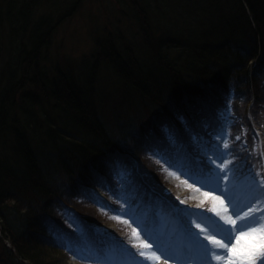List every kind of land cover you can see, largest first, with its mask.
I'll use <instances>...</instances> for the list:
<instances>
[{
    "label": "trees",
    "instance_id": "obj_1",
    "mask_svg": "<svg viewBox=\"0 0 264 264\" xmlns=\"http://www.w3.org/2000/svg\"><path fill=\"white\" fill-rule=\"evenodd\" d=\"M86 1L0 0V264H66L73 250L65 222L84 233L94 259H126L122 243L88 220L90 205L114 206L92 186L117 197L107 175L122 166L137 182L127 204L142 222L155 206V219L147 218L158 227L171 200L141 160L165 147V161L188 165L195 158L186 148L212 147L229 133L238 175L264 179V0H199L202 11L197 0L182 3L156 30L145 29L147 15L138 11L145 47L108 35L78 74L51 51ZM103 65L123 83L126 100L106 111ZM195 164L197 177L212 172Z\"/></svg>",
    "mask_w": 264,
    "mask_h": 264
},
{
    "label": "rangeland",
    "instance_id": "obj_2",
    "mask_svg": "<svg viewBox=\"0 0 264 264\" xmlns=\"http://www.w3.org/2000/svg\"><path fill=\"white\" fill-rule=\"evenodd\" d=\"M192 1L87 0L82 9L56 33L51 51L53 61L70 60L78 74L87 73L86 69L93 61L96 42L106 39L108 35L113 34L118 41L123 39L135 49L145 47L146 36L138 11L147 15L145 29L147 25H151L150 29L154 30L155 27H162L163 21L174 19L175 7L183 10L182 6L191 4ZM197 4V8L195 4L192 6L202 11L203 3L197 0ZM161 14L163 19L160 17ZM123 88V83L112 69L108 65H103L98 78L100 108L106 111L123 106L126 103L125 97L122 98ZM225 122L229 128L231 121L226 118ZM229 139V133L215 136L212 139V147L195 141L192 148H186L191 150L190 155L193 154L195 158L188 165H180L178 161H165L164 154L169 147H165V153L161 150L154 152L153 158L143 156L141 162L148 175L171 200L170 206L162 209V220L157 228L153 220L156 217L155 206L148 205L145 210L147 220L142 222L136 211L131 210L127 204V194L137 182L132 176H127L122 166L119 167V173L107 175L110 184L117 189V197L110 192V195L105 194L101 189L92 186L96 196L114 206L103 209L90 205L92 211L87 209L93 217L90 216L88 220L96 225L97 231L115 242L122 243L126 259L121 261L114 255H110L107 262L94 259V255L97 254L86 244L84 233L82 238L75 224L65 222V228L70 231L68 245L73 250L65 260L66 264H229L230 259L247 264V257L251 253L264 248V240L259 234L249 235L253 229L246 228V222L237 219L236 228L233 229V225L225 223L222 217L236 219L234 215L236 211L244 216L251 207L257 209L256 215L259 216L260 223L264 224V211H259L264 209V179L258 180L250 175L243 178L238 175L229 152ZM196 162L208 163L212 172L197 177L192 172ZM212 197L219 199L214 200ZM221 200L224 202L223 205H220ZM213 208L217 211H213ZM148 215L153 219L151 216L148 219ZM197 224L200 225L199 228ZM221 227L231 231L230 242L224 240L221 234L214 235ZM213 238L227 243L228 247L213 245ZM145 243L150 244L152 249L159 250L157 252L161 255L159 261H155L151 253L143 247ZM204 247L211 249L214 255L210 253L206 257ZM141 251L146 252L148 259L140 256ZM256 264H264V255L256 257Z\"/></svg>",
    "mask_w": 264,
    "mask_h": 264
},
{
    "label": "snow or ice",
    "instance_id": "obj_3",
    "mask_svg": "<svg viewBox=\"0 0 264 264\" xmlns=\"http://www.w3.org/2000/svg\"><path fill=\"white\" fill-rule=\"evenodd\" d=\"M237 139H239V137H237ZM225 146L227 147V145H225ZM206 195H207V193H206ZM212 198L214 200L219 199L218 197H212ZM223 203L224 202L221 200L220 205H223ZM213 211H217V209L213 208ZM259 211H264V209H260ZM256 212H257V209H253V208L249 207L247 209V211L245 212L244 216H241L240 212L236 211L234 213V215L236 216V219H232L231 217H222V218L225 220V223L233 225V229L236 228L237 219L246 222V228L253 229V232L249 233V235L259 234L261 236V239L264 240V224L260 223V218H259V216L256 215ZM117 219H119V217H117ZM257 225H259L258 228L256 227ZM197 227L199 228L200 225L197 224ZM215 234H221L224 240H228L230 242V239H231V231L230 230H226V229H223L221 227V228H219L218 233H214V235ZM193 235L198 236V234H196V233H193ZM212 243H213V245H221L224 248L228 247L227 243H222L221 240H216L214 238L212 239ZM143 247L145 249H147L148 252L151 253V257L154 258L155 261H159L161 259V255L157 254V252L159 251L158 249H152V246L150 244H147V243H145L143 245ZM204 253H205L206 257L210 253L212 255H214V253H212V250L208 249L207 247H204ZM259 255H264V248H261V250L259 252L251 253L247 257V264H256V257ZM140 256H144L146 259H148V256L146 255L145 251H141ZM217 259H219V257H217ZM229 264H242V261H239L236 259H230Z\"/></svg>",
    "mask_w": 264,
    "mask_h": 264
}]
</instances>
